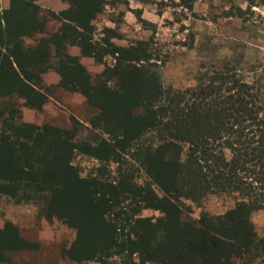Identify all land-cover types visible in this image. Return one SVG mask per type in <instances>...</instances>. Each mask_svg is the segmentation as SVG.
I'll return each instance as SVG.
<instances>
[{
    "label": "trees",
    "instance_id": "16d2710c",
    "mask_svg": "<svg viewBox=\"0 0 264 264\" xmlns=\"http://www.w3.org/2000/svg\"><path fill=\"white\" fill-rule=\"evenodd\" d=\"M61 1L68 9L50 13L61 23L59 31L33 47L26 41L47 25L35 0L0 7V99L6 100L0 109V197L37 205L40 217L74 229L75 240L63 250L74 262L264 264V238L250 220L252 212H264L260 88L234 69L204 73L195 87H165L150 44L118 46L120 35L111 29L94 38L92 19L107 0ZM182 1L192 10L193 0ZM69 46L95 62L112 58L114 64L94 83ZM54 57L61 88L81 94L98 112L91 126L104 137L97 144L78 142L77 125L68 130L22 121L14 99L43 109L47 96L40 87ZM149 137H158V145L145 141ZM78 155L103 167L83 177L73 164ZM127 159L143 168L148 182L139 184L123 168ZM111 164L118 165L114 177ZM217 194L237 195L239 203L221 217L184 218L183 200L200 204ZM146 210L161 217H141ZM38 249L11 222L0 228V264L9 254Z\"/></svg>",
    "mask_w": 264,
    "mask_h": 264
},
{
    "label": "rangeland",
    "instance_id": "374dc122",
    "mask_svg": "<svg viewBox=\"0 0 264 264\" xmlns=\"http://www.w3.org/2000/svg\"><path fill=\"white\" fill-rule=\"evenodd\" d=\"M35 4L42 10L40 17L47 20V25L44 33L26 41L28 47L58 32L61 23L52 19L50 13L58 15L68 9V4L61 0H35ZM190 4L192 10L187 9L182 0H107L103 12L92 19L94 38L102 39L105 31L111 29L120 35V40H114L118 46L130 47L147 42L154 56L152 63L158 67L164 86L173 90L195 87L197 79L204 73L234 69L246 83L259 87L264 95V0H255L253 5L246 0H193ZM0 7L3 11L9 9L10 0H0ZM68 53L80 61L94 83L114 64L112 58L100 64L84 57L77 46H69ZM56 66L54 57L51 69L43 75L40 91L47 96V103L41 111L29 108L23 100L14 99L22 121L68 130L77 125L78 142L97 144L104 137L101 131L91 126V120L98 116V112L81 94L61 88ZM5 102L0 99V109ZM157 138L149 137L145 141L156 146ZM126 161L123 168H130L139 184L149 181L139 164L131 159ZM73 164L83 177L95 175L103 167L97 160L83 155L76 156ZM108 169L114 177L118 165L111 164ZM154 189L160 194L157 187ZM238 199L233 194H217L200 204L183 200L184 218L196 222L202 215L224 216L235 209ZM141 217L157 220L161 214L146 210ZM250 220L258 238H264V212H252ZM6 222L19 228L22 238L38 244L39 249L9 254L5 264H98L78 263L65 258L63 250L69 249L76 231L62 221L49 222L40 217L37 205H18L0 197V228ZM234 264L260 263L259 260H237Z\"/></svg>",
    "mask_w": 264,
    "mask_h": 264
}]
</instances>
